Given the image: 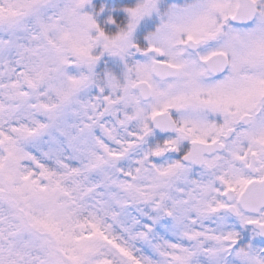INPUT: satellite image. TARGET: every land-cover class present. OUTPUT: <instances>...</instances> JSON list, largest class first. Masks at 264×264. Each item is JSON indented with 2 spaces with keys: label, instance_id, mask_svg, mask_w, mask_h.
<instances>
[{
  "label": "snow or ice",
  "instance_id": "1",
  "mask_svg": "<svg viewBox=\"0 0 264 264\" xmlns=\"http://www.w3.org/2000/svg\"><path fill=\"white\" fill-rule=\"evenodd\" d=\"M0 264H264V0H0Z\"/></svg>",
  "mask_w": 264,
  "mask_h": 264
}]
</instances>
